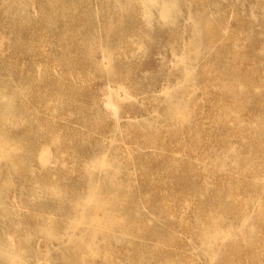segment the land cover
I'll return each instance as SVG.
<instances>
[{
  "label": "rangeland",
  "instance_id": "rangeland-1",
  "mask_svg": "<svg viewBox=\"0 0 264 264\" xmlns=\"http://www.w3.org/2000/svg\"><path fill=\"white\" fill-rule=\"evenodd\" d=\"M4 162L1 237L63 232L91 176L130 236L102 256L264 264V0H0ZM205 232L224 239L214 261L192 256ZM142 244L168 258H132Z\"/></svg>",
  "mask_w": 264,
  "mask_h": 264
},
{
  "label": "bare ground",
  "instance_id": "bare-ground-1",
  "mask_svg": "<svg viewBox=\"0 0 264 264\" xmlns=\"http://www.w3.org/2000/svg\"><path fill=\"white\" fill-rule=\"evenodd\" d=\"M169 99L173 101L172 98ZM91 154L93 155L92 158L96 160L95 163L102 168L103 180L116 182L120 174L116 160L107 154L95 152ZM51 157V154L43 152L40 156V162L46 167L50 163ZM10 166H12L10 162H4L1 163L0 169ZM98 181L90 176L81 182L78 189L80 191L79 200L74 203L73 207L66 210L65 218L61 223L63 232L45 228L39 231L41 234L39 237L35 231H21L22 226L17 223L7 237L0 236V264H26L23 258H36L37 261L34 264H88L89 261H97V258H104V262L101 264H124L123 260L119 259L122 257H114L110 252L104 256L101 254L102 251L106 252L112 244L129 240L130 236L121 227H114L111 215L106 210V204L96 195V190H99ZM116 189L119 188L116 187ZM93 191L94 193L91 195ZM2 194L3 190L0 189V199L3 197ZM113 194L117 195V192L114 191ZM5 207L8 209L4 212L7 214V210H10L11 217H14V212L11 211L14 209L11 206ZM96 209L101 210L102 217L88 220V217ZM155 230H153V234ZM219 236V234L212 236L211 233L205 232L202 238L200 237V244L194 248L192 256L209 258L211 261L220 258L219 254L224 239ZM99 239L103 240L102 245L104 246H101ZM220 239L223 241L220 242ZM165 244L163 242L160 245ZM131 250L133 254H136V257L132 255V258H151L160 255H165L168 258V251L161 246L155 250H150L142 244L138 247H132ZM43 258L47 259L44 260ZM126 258H130V255ZM136 264H144V262L141 259L136 261Z\"/></svg>",
  "mask_w": 264,
  "mask_h": 264
}]
</instances>
